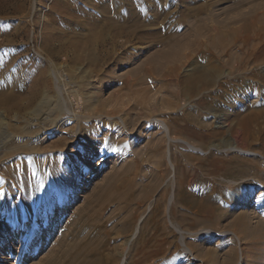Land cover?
I'll list each match as a JSON object with an SVG mask.
<instances>
[{
	"label": "rangeland",
	"instance_id": "rangeland-1",
	"mask_svg": "<svg viewBox=\"0 0 264 264\" xmlns=\"http://www.w3.org/2000/svg\"><path fill=\"white\" fill-rule=\"evenodd\" d=\"M218 32L228 99L139 43ZM1 98L0 264H264V0H0Z\"/></svg>",
	"mask_w": 264,
	"mask_h": 264
},
{
	"label": "bare ground",
	"instance_id": "bare-ground-1",
	"mask_svg": "<svg viewBox=\"0 0 264 264\" xmlns=\"http://www.w3.org/2000/svg\"><path fill=\"white\" fill-rule=\"evenodd\" d=\"M98 2L103 4V2H101V1H98ZM88 3H90V2H88ZM88 3L84 4V7L82 9L83 14H84V10L86 11L89 8ZM198 31H196V35H200L199 34L200 32H198ZM217 34H218L217 37H215V38L210 37L205 42H202L197 37H196V40H185L184 39V40L180 41V40L175 39V40L167 41V42H164L162 44L163 48L159 45L161 43H159L158 41L146 42V41H144V39H142L139 41V43H141L143 46H144V44L152 43L150 50H148V53H146V55H145V59L147 61H149L150 63H152V65L154 66V68H153L154 70L152 71L153 74L155 76H158L161 79H169L171 77L179 79V82H180L179 85L181 86L180 91L183 95H189V96L200 95V96H202V98L204 100H210V99L215 100V99H222V98L228 99L229 97H228V95H226V92H225L227 87H209L210 85L215 84L216 76L219 74V68L218 67L212 68L210 66L208 67L207 65H203V63H202V64H196L190 70H183V73H184L183 76H182L183 73L181 74V71H180L181 65L187 57L186 56L187 51L190 52V54L194 55L195 53H199L201 51L200 49L207 46L208 47L207 49H209V52H210L209 54H211L214 58H217V56H219V54H222L223 51L226 50V48L229 46V44L231 45V43L226 42L227 40L224 41L225 38H223L220 35V32H218ZM191 39H193V38H191ZM89 46H90V47H88L89 51L93 50V44H90ZM230 60H231V58H230ZM134 74H137V73L135 72ZM233 88H232L233 89V95L231 97L232 98L231 104L234 107H237V105L244 103V101H247L250 97H252L254 95V91L256 89V87H238L237 89H236V87H233ZM36 96H37V92L32 91L30 93V96H28V98H30L31 101H34V99H36ZM5 98H1L0 103H3L4 101L7 102L8 100L6 101ZM214 116L216 117V120L219 124V127H224L223 123L225 120V115H214ZM159 122L165 129H167V126L162 121H159ZM11 138H12V136L10 134L9 135L5 134V136L3 137V140L7 143ZM175 185L178 187L177 197L179 199L180 193L182 191V180H181V178H178V180L175 181ZM106 195L107 194H105V196ZM112 196H114V195H112ZM122 197H123V195H122ZM102 198L104 199V197H102ZM161 202L162 201H160V203ZM200 205H202V204H200ZM75 261L73 262V264H82V262L79 263L78 261H76V262ZM83 264H87V263L83 262Z\"/></svg>",
	"mask_w": 264,
	"mask_h": 264
}]
</instances>
